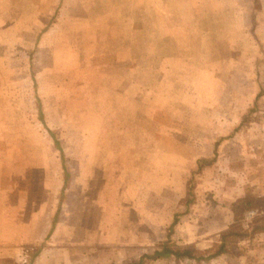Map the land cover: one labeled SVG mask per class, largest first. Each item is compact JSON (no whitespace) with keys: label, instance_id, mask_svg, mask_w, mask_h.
<instances>
[{"label":"rangeland","instance_id":"374dc122","mask_svg":"<svg viewBox=\"0 0 264 264\" xmlns=\"http://www.w3.org/2000/svg\"><path fill=\"white\" fill-rule=\"evenodd\" d=\"M0 264H264V0H0Z\"/></svg>","mask_w":264,"mask_h":264},{"label":"trees","instance_id":"16d2710c","mask_svg":"<svg viewBox=\"0 0 264 264\" xmlns=\"http://www.w3.org/2000/svg\"><path fill=\"white\" fill-rule=\"evenodd\" d=\"M234 206H241L242 208H249L250 207L249 199L244 198V197L238 198L236 202L234 203ZM220 238L221 239H220L219 244L216 246V250L213 253L206 255V257H213L225 251V248H224L225 233L221 234ZM153 255L154 256H164V257L172 256L175 260H178L181 258H194V257L197 258V257L202 256L201 254L195 255V252L188 247H185L182 249L181 248H171L164 244L160 246L158 251H154Z\"/></svg>","mask_w":264,"mask_h":264}]
</instances>
